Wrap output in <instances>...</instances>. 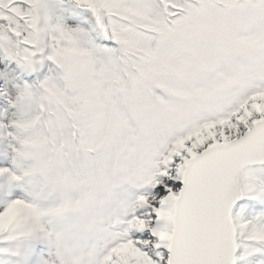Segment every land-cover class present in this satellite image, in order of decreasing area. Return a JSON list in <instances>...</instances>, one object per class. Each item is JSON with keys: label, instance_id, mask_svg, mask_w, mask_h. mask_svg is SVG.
<instances>
[{"label": "snow or ice", "instance_id": "1", "mask_svg": "<svg viewBox=\"0 0 264 264\" xmlns=\"http://www.w3.org/2000/svg\"><path fill=\"white\" fill-rule=\"evenodd\" d=\"M0 264H264V0H0Z\"/></svg>", "mask_w": 264, "mask_h": 264}]
</instances>
